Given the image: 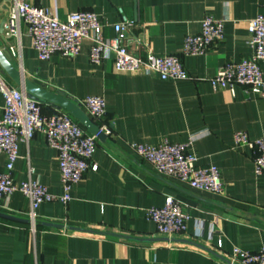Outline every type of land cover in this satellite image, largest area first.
I'll list each match as a JSON object with an SVG mask.
<instances>
[{"label": "crops", "instance_id": "1", "mask_svg": "<svg viewBox=\"0 0 264 264\" xmlns=\"http://www.w3.org/2000/svg\"><path fill=\"white\" fill-rule=\"evenodd\" d=\"M13 1L0 3V25ZM24 1L49 9L62 21L73 12L96 13L106 38L125 33L128 50L138 56L147 49L158 57L180 55L190 78L163 81L157 75L118 73L112 61L93 65L89 40L75 58L56 55L41 61L26 24L20 22L15 35L6 24L0 49L13 66L34 84L72 101L103 97L105 121L113 134L99 139L92 159L97 170H89L73 187L68 205L39 206L35 233L29 223L0 217V264H224L235 247L251 252L264 247V178L256 177L251 152L234 149L233 141L239 131L251 140L264 135V100L247 96L241 88L214 91L209 83L219 67L252 57L247 23L264 14V0ZM120 8L135 21L132 27L121 28ZM206 15L226 21L223 41L205 55H181L184 39L201 32ZM0 78L17 87L1 67ZM3 108L0 94V119ZM43 109L46 114L56 111ZM195 133L198 165L220 169L223 195L200 192L160 175L130 148L133 143H185ZM18 153L13 171L17 184L26 181L33 168V179L49 193L63 195L58 154L42 137L20 142ZM5 165L0 153V172ZM167 196L182 201L192 216L183 236L160 235L146 218V211L163 207ZM0 212L28 220L30 203L15 192ZM201 225L205 237L214 229L212 241L195 238ZM218 239L223 241L219 252Z\"/></svg>", "mask_w": 264, "mask_h": 264}, {"label": "built area", "instance_id": "2", "mask_svg": "<svg viewBox=\"0 0 264 264\" xmlns=\"http://www.w3.org/2000/svg\"><path fill=\"white\" fill-rule=\"evenodd\" d=\"M2 0H0V3ZM122 29L132 27L135 21L129 19L122 8L118 9ZM23 22L32 47L41 61L53 56L75 58L81 53L85 40L91 42L89 59L93 65L112 61L116 72L129 75H157L163 81H182L190 78L180 55L155 56L149 49L144 56H138L128 50L127 37L120 32L114 38L103 34V22L99 15L89 11L70 13L65 21L58 18L49 9L31 5L24 0H14L8 16L7 27L13 35ZM225 20L206 15L201 21V32L188 35L181 49L183 56L205 55L224 39ZM250 45L253 55L250 59L230 62L217 69L215 76L209 79L214 91L234 92L241 88L249 97L264 100V14L257 15L247 23ZM15 55L14 49H12ZM0 94L4 99L3 115L0 119V153L6 157L5 169L0 172V211L7 208L9 198L20 192L30 203L28 220L30 230L35 233L37 227L36 210L46 203L71 201L73 187L80 183L89 171H96L97 165L92 159L98 147V134L110 136L111 126L106 123V103L103 97L90 96L76 103L85 109L95 123L99 133L91 134L68 112L56 110L44 113L43 105L30 99L24 90L12 86L0 78ZM199 133L191 134L187 142L173 144L165 141L157 146L133 143L131 150L147 161L153 169L165 177L186 184L194 190L211 195H223L225 185L220 169L215 165L199 166V158L193 151ZM36 137H42L46 145L57 152L61 182L64 193L56 196L33 179L34 170L29 168V178L20 184L14 180L13 171L19 158V143H29ZM234 149H248L253 158L256 177L264 178V135L251 140L246 132L239 131L233 136ZM186 205L167 196L161 208L146 211V218L153 222L157 232L165 237H179L187 234L192 216L186 211ZM196 239L207 238L212 241L214 229L205 237L204 228L197 227ZM219 252L223 248L222 239L215 245ZM224 264H264V247L251 252L235 247Z\"/></svg>", "mask_w": 264, "mask_h": 264}, {"label": "water", "instance_id": "3", "mask_svg": "<svg viewBox=\"0 0 264 264\" xmlns=\"http://www.w3.org/2000/svg\"><path fill=\"white\" fill-rule=\"evenodd\" d=\"M8 21V16L2 21L0 25V35L5 34V26ZM0 67L3 72L9 76V78L16 84V86L27 94V96L35 100L47 108L64 110L73 116L81 125H83L91 134H98L99 127L96 125L82 110L81 106L68 98L63 97L60 94L53 93L43 87L34 84L32 81L26 79L22 73L16 69L7 56L0 49ZM98 138L103 140L106 138L104 134H98ZM0 217L6 220L29 223V220L16 218L10 215H6L0 212ZM46 226L56 229H61L62 226L54 224H46Z\"/></svg>", "mask_w": 264, "mask_h": 264}]
</instances>
